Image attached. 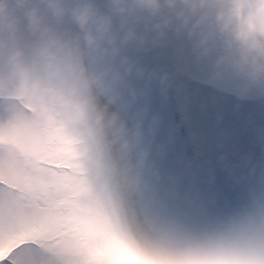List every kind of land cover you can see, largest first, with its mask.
<instances>
[{"label":"rangeland","instance_id":"obj_1","mask_svg":"<svg viewBox=\"0 0 264 264\" xmlns=\"http://www.w3.org/2000/svg\"><path fill=\"white\" fill-rule=\"evenodd\" d=\"M0 264H264V0H0Z\"/></svg>","mask_w":264,"mask_h":264},{"label":"bare ground","instance_id":"obj_2","mask_svg":"<svg viewBox=\"0 0 264 264\" xmlns=\"http://www.w3.org/2000/svg\"><path fill=\"white\" fill-rule=\"evenodd\" d=\"M109 113H110V112H109ZM110 114H111V113H110ZM110 114H109V115H110ZM111 116H112V114H111L110 117H109L110 119H111ZM110 122H111V121H110ZM130 160H131L132 162H134V163L137 162V161H136V158H131ZM134 163H133V164H134ZM133 164H132V166L134 167ZM160 246H161V248L163 247V250L167 253L168 248H169L168 245H166V246L160 245Z\"/></svg>","mask_w":264,"mask_h":264}]
</instances>
